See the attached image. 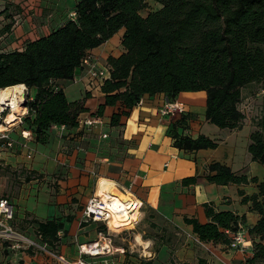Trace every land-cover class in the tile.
<instances>
[{
  "label": "trees",
  "instance_id": "16d2710c",
  "mask_svg": "<svg viewBox=\"0 0 264 264\" xmlns=\"http://www.w3.org/2000/svg\"><path fill=\"white\" fill-rule=\"evenodd\" d=\"M152 1L158 8L144 15L142 11ZM11 26L12 22L4 31ZM120 29L124 30L120 37L123 51L108 56L105 65L110 75L99 84L103 101L91 111L86 100L92 90L83 98L70 100L62 82L73 81L78 68L86 71L87 58L95 56L92 49ZM254 82L264 86V0H77L75 17L48 34L26 40L21 48H0V91L22 85L36 91L33 98L28 97V113L21 125L31 130L34 142L40 144L49 142L54 125L70 129L81 126L84 113L102 117L108 106L115 107L109 124L121 126L125 124L122 119L145 96L164 94L175 100L186 91H204L208 122L220 128L239 129L245 118L239 108L241 89ZM191 117L190 113L183 114L170 128L174 146L185 152L217 147L218 139L185 133ZM255 127L249 134L247 151L253 161L264 167V117ZM19 167L30 181L34 176L49 180L52 174H60L46 176L32 168ZM203 176L219 185L255 184L256 190L250 194L238 189L241 202L249 203V209L258 215L256 222L246 229L252 254L239 264L264 262V176L259 180L220 161L210 162ZM197 179V175H190L182 182L189 185ZM0 182L3 185L1 179ZM3 192L9 197L6 189ZM87 202L81 207L82 212ZM202 206L206 222L195 216L185 217L192 232L201 241L233 249L229 246L232 236L240 230L245 215L216 210L213 202H204ZM72 219L73 215L65 221L26 216L18 228L31 229L36 240L61 254L57 250L59 232H66V222ZM104 230L105 226L100 227V231Z\"/></svg>",
  "mask_w": 264,
  "mask_h": 264
},
{
  "label": "crops",
  "instance_id": "0c3cea01",
  "mask_svg": "<svg viewBox=\"0 0 264 264\" xmlns=\"http://www.w3.org/2000/svg\"><path fill=\"white\" fill-rule=\"evenodd\" d=\"M76 1L0 0V48H21L26 40L48 34L69 19L72 12L75 13ZM11 22L10 30L4 31V27ZM122 51L120 38L118 43L110 38L102 45L92 49L91 52L101 63L105 64L109 55L117 56ZM70 82L81 84L80 90L86 93L93 88L97 91L98 98L94 104H90L91 102L89 103L86 100L91 111H95L98 104L103 101V93L99 89V85L91 87L86 71L82 68L76 70L75 79ZM62 85L68 95L72 85H68L67 81H63ZM35 92V89L30 90L32 98ZM89 95H93V93L91 92ZM203 98V93L195 92L180 94L175 100H169L164 94L147 95L142 98L136 107L137 110L133 112L134 108L131 111L130 118L126 116L122 119L124 125L110 126V116L115 107L108 106L102 117H92L88 112L82 114L83 123L76 128L70 129L61 125L52 126L50 140L47 144H43L42 148H39L36 142L32 141L30 143L34 149L36 161L29 168L39 173L48 174L60 172L61 164H64L66 166L62 167L63 171H67L70 178H80L86 187L90 185L91 181L92 187H94V180L103 175L104 177L100 178L101 181L106 179L111 182L113 180L111 183L114 185L117 183L122 188L133 190L134 184L130 177L131 174H127L129 172L128 168L136 167L139 169L135 170L137 173L141 172L142 169H146L141 179L145 184L144 186L156 189L155 196L151 201H145L134 194L144 202V205L149 206L152 211L150 220L152 224L154 223L163 231L162 233L157 236L147 235L144 237L143 233L132 231L135 241H131L126 236L120 235V233L110 232L108 228L106 231H100L99 226L102 225V221L87 222L84 220V215L83 217L80 216L81 207L86 203L84 201H72L70 205L63 207L59 213L49 211L47 216H41L37 209L29 207L28 201H17L21 197L27 199L35 191L36 184H32V189H28L26 194V179L25 182L23 181V187H16L17 190L15 191H12L13 186L11 185L6 187L8 195L15 205V223L17 227H20L26 216L40 220L58 218L65 221L68 215H73V219L66 222L67 231L59 232L60 240L57 245L59 253L71 262L77 261L81 257L80 245L92 243L99 239L100 233L109 232L112 234L113 240L115 239L114 242L117 241L116 246L125 250L129 249L131 251V248L133 250L137 246H144L145 249H148L145 252L155 255L151 259L153 264H239L243 262L246 257L252 254V243L246 236V229L256 221H247V214L251 210L249 209V203L241 202L238 189L243 188L247 194H250L246 191V188L252 187L256 190L255 184L250 183L243 186L228 184L229 187H226V185L207 181L203 175L206 166L212 161L224 162L232 170L246 173L249 176H257L259 180L264 176V167L263 165L262 167L255 165V161L251 159L247 151L249 134L245 136L242 151L237 153V141L232 140L231 136H234L235 131L238 129L220 128L206 120L205 106L202 103L198 106L197 103L198 100L202 102ZM167 102L180 103L184 109L162 115L161 109ZM186 113L192 114V117L188 121L185 133L191 137L204 134L218 139L219 144L217 147L185 152L174 146L169 130L173 123ZM146 114L150 115L151 118L157 114L158 125L154 129L147 128V133L142 132V139L139 140L137 136L140 135V131L145 129L143 122L144 117L147 116ZM136 119L138 122L137 125H134ZM147 119L148 117L145 121ZM87 120H92V122L87 123ZM162 124H164V129H162ZM245 125H242L241 128ZM105 127H108L109 130L106 131ZM82 130L83 133H81ZM114 132H116V135L113 134ZM228 142L232 149L217 151L220 146L228 144ZM5 157H7V162L14 165L15 168L21 165L26 168V163H22L25 161H21L16 152L5 155ZM186 157L189 161H185ZM191 160L195 165L192 164ZM198 162H200V165H198ZM188 174L197 175L198 179L194 184L183 186L185 184L182 185V180L186 176L181 177ZM35 181L37 180L30 181V184ZM170 183H175V186L168 189L170 191H164V185ZM78 185L75 184V186ZM78 189H80L79 186ZM255 190L253 189L252 192ZM230 191H233V198L229 194ZM165 192H167V195H165ZM178 192L181 194H177ZM127 194L133 198L132 193ZM76 195L77 197L80 196L79 194ZM18 197L19 199H17ZM178 197L185 201H176ZM56 202L57 204L68 203V201ZM204 202H213L216 210H230L239 215H245L244 222L240 224V231L247 241L244 249H229L223 244L204 242L199 240L192 232V227L186 223L185 217L195 216L200 222H206L207 217L202 206ZM176 214H180L179 219L175 218ZM255 215L257 220V213ZM121 227L125 228V226ZM126 227L131 228L130 225H126ZM30 230L24 229L27 235L35 238L34 232L32 230L30 232ZM85 258L94 264H132L135 261L130 262V260H136L131 256L127 259V256L122 253L107 256L85 255ZM0 264L64 263L54 256H50L43 251H36L33 248L12 250L7 246H0Z\"/></svg>",
  "mask_w": 264,
  "mask_h": 264
},
{
  "label": "rangeland",
  "instance_id": "374dc122",
  "mask_svg": "<svg viewBox=\"0 0 264 264\" xmlns=\"http://www.w3.org/2000/svg\"><path fill=\"white\" fill-rule=\"evenodd\" d=\"M158 8L157 3H155L154 1H152V4H150L149 8L145 9L142 11V13L144 15H146L151 9H155ZM70 17H75L74 13L72 12L70 14ZM121 31V32H120ZM123 33V29H120L111 39L112 41L118 43L119 42V38L120 35ZM8 49L11 47H7ZM101 63V62H100ZM103 64V63H101ZM104 65V64H103ZM68 85H72L71 89L69 90V93L67 95V97L70 100H74L77 98H81L84 96H87L88 94L84 91L80 90L81 84L78 83H74V82H70L67 81ZM263 83L262 82H254L251 83L248 86H245L241 89V101L239 103V108L243 111L245 118H244V122H243V126L242 128L238 129L237 131H235V135L231 136L232 140H236V149H237V153H240V151H242L243 149V144L245 142V136L247 134H250L251 131L255 130V123L261 119L262 117H264V90H263ZM22 89L19 92V96L21 95L22 99L20 100L19 105L17 106V110L15 109V111L11 109L10 107H8L7 109H5V112H9V116L7 115L8 113H5V116L7 117V121H5V123H8V126H13L12 128V136L15 137L18 141L22 139L21 137V131L24 130V128L22 127L21 123L19 121H13V122H9L8 118L12 115L15 114L17 116V112H21V111H25V108H27L28 111V107H27V100L28 97L31 96L32 94L30 93V90H28L26 88V86H22ZM186 92H182L181 94H185ZM92 93L93 95H88L87 96V102H91L90 104H94L95 101L98 98V94L97 91L93 88L92 89ZM195 93H203L204 98L202 99V102H199L198 100V106L199 104L202 103L203 106H205V93L204 91H195ZM137 110V108H135L133 110V112H135ZM139 113V111H137ZM147 115V114H146ZM131 114L129 115L130 118ZM146 117H148L147 121H145ZM176 117V116H175ZM133 120V119H132ZM137 119L135 120L134 125H137ZM132 124V121H131ZM158 125V119H157V114L154 115L153 118H151L150 115H147L144 117V122H143V127H145V129H143V131H140V135L137 136V138L139 140L142 139V134L143 133H147L146 129H154L155 127H157ZM5 126V125H4ZM3 127V126H2ZM162 129H164V124H162ZM28 130V129H27ZM105 130L108 131L109 128L105 127ZM137 132V131H136ZM143 132V133H142ZM116 132H114L113 134H115ZM228 133V130H227ZM249 140V139H248ZM34 142V139H33ZM156 144V143H155ZM36 145V144H35ZM43 144L38 143V147L42 148ZM232 149V147H230L229 142L228 144H225L223 146H220V148L217 150L218 152L221 151H226L225 149ZM244 151L246 153V149L244 148ZM3 153L6 154H0V179L2 180V188L6 189V187L8 186H13L12 191L17 190L18 187L22 188L23 184H24V178H26V194L28 189H32L31 185L32 184H36V186L34 187L35 191H33L32 195L28 196L27 199L26 198H22L20 200L17 201H28V205L29 207H31V209L35 208L37 209V211L39 212V214H41V216H47V214L49 213V211H56L57 213L60 212V210H62L63 207L70 205V203H72V201H84L87 202L89 201V199L96 193H97V186H98V182L100 180V178L104 177L103 175L96 178V180H94V187H92V181L90 183V185L88 187H86L84 185V183L80 180V178H70V174L66 171H63L62 167H65L66 165L61 164L62 166L60 167L61 171L59 172L60 174L56 175V173L52 174V178L47 180V179H42V177H33L31 180H36V178H38V181H35L34 183L30 184V180H28V174H24V171L22 170V168L20 167H16L14 165H12L11 163L7 162V157H5V155H8L9 153H7V151H4ZM17 156H20L21 161H25L22 163H26V167H32V165L35 163V156L32 159H28L25 156V151L23 150H17L16 151ZM240 155V154H239ZM241 156V155H240ZM18 161V159H17ZM185 161H189L187 160V157L185 158ZM192 161V160H191ZM19 164V162H17ZM255 165L261 166L262 165L258 162H254ZM60 164V163H59ZM192 164L195 165L192 161ZM28 165V166H27ZM198 165H200V162H198ZM129 172L127 174H131L130 177L132 178V182L134 184V189L131 190L130 188L126 189V188H122L120 185L117 184V187L121 190V192L124 195H128L127 193H132V194H137L140 198H142L145 201H151L152 198L155 196V192L156 189L154 188H149L147 186H144V182L142 181L141 177L143 176V172L146 171V169H142L141 172L137 173V171L135 170H139L136 167L134 168H128ZM249 171V168L247 169ZM195 173V172H193ZM49 175L46 174V176ZM188 175H192V174H188ZM188 175H184L183 177H187ZM86 176V175H85ZM72 177V176H71ZM70 178V179H69ZM182 180V179H181ZM24 181V182H23ZM78 185L80 189L77 190ZM183 185V182H182ZM173 186H175V183H170V184H166L164 185V191H170L168 189H171ZM183 186H187V185H183ZM17 187V188H16ZM226 187H229L228 185H226ZM253 189L255 190V188L252 187H248L246 188V191L248 193H251L253 191ZM77 190V191H76ZM11 191V192H12ZM173 191V190H172ZM232 193L233 191H230L229 194H231V198L232 197ZM14 194V192H13ZM76 194H79L80 198L77 197ZM177 194H181L180 192H178ZM165 195H167V192H165ZM19 199V197L17 198ZM16 201V199H15ZM56 201H60L61 203L64 201H68L67 204H57ZM176 201H185L183 200L181 197H178V199H176ZM52 203V205H50ZM187 203V202H186ZM139 214H137L136 216V220L133 221L130 224L131 228L128 227H118L116 228H112L113 230H109L107 224H105L104 222L102 223V225L99 226V228L104 226L106 227V229L108 228V230L110 232H114V233H120V235H124L126 236V238L128 240L131 241H135L134 239V234L132 231L135 232H140L144 234V237L148 236H157L158 234L162 233L163 231L161 229H159L154 223L152 224V221L150 220V217L152 215V211L149 208L148 205H143L142 208L139 210ZM178 212H180L178 210ZM255 212L250 211L247 214V221L248 222H255L256 221V213ZM80 216L83 217V213L82 211H80ZM176 219L180 218V214H176L175 215ZM121 226H125L121 225ZM26 230H29L28 228H26ZM29 232V231H28ZM30 232H32L30 230ZM34 238V237H33ZM115 240V239H114ZM114 244L117 243V241L113 242ZM143 243V242H142ZM116 245V244H115ZM144 245V244H143ZM247 245V243H246ZM142 247V249H141ZM129 248V247H127ZM141 249V250H140ZM144 246H140V247H136L131 251L125 250L124 253L127 256V259H129V257H133L136 258V260H130V262H133L132 264H139V262L141 264H147L148 261H150L151 259H153L155 257L154 254L149 253V252H145ZM132 258V259H133ZM181 264V263H180ZM259 264H264V262H261Z\"/></svg>",
  "mask_w": 264,
  "mask_h": 264
},
{
  "label": "built area",
  "instance_id": "2783aa9c",
  "mask_svg": "<svg viewBox=\"0 0 264 264\" xmlns=\"http://www.w3.org/2000/svg\"><path fill=\"white\" fill-rule=\"evenodd\" d=\"M85 68L86 75L89 79V85L91 87L101 84L104 79L108 78L110 75L109 68L105 64H101L99 59L93 55L87 58L85 62ZM8 107L9 106L7 105H0V154L2 156V154H6L3 153L4 151H7V153L9 154H13L17 150H24L26 158L32 159L34 157V149L31 147L30 143L34 139V134L31 130L24 129L21 131V140L18 141L15 137L12 136L11 132L13 126H8V123H5V121H7V117L10 115L8 111L5 112V109H7ZM183 109L184 108L180 103L167 102L162 107L161 113L162 115H166L173 113L174 111H182ZM5 113H8V116H5ZM27 113V108H25V111L23 110L20 113L17 112V119H15V122L19 121L22 124L23 118ZM86 122L90 123L92 122V120H87ZM133 197L136 199L133 202L135 206L133 205L131 207L132 202L128 203V209L130 210V213L139 211L144 205V202L135 194H133ZM111 198L114 197L111 196ZM111 198L105 199L102 195H97V193L96 195L94 194L89 199L83 210L84 220L102 221L107 224L109 230H113L110 226V220L113 215L111 209L109 208V203L112 202ZM15 217V205L12 200L4 194L0 182V246H7L12 250L33 248L35 250L44 251L51 255H54V257L58 258L64 264H94L92 261L87 260L85 258V255L107 256L125 252L124 248L116 246L113 243V236L112 234H110V232L100 233L101 235L98 240L89 244L80 245L79 251L81 257L77 261L71 262L68 261L64 255L50 251L45 244L27 235L24 231L16 227ZM246 242L247 241L243 233L239 230L232 236V240L229 246L233 249H244V247L246 246Z\"/></svg>",
  "mask_w": 264,
  "mask_h": 264
},
{
  "label": "bare ground",
  "instance_id": "6f19581e",
  "mask_svg": "<svg viewBox=\"0 0 264 264\" xmlns=\"http://www.w3.org/2000/svg\"><path fill=\"white\" fill-rule=\"evenodd\" d=\"M22 86L7 88V89L0 91V105H3V106L7 105L15 111V109L20 103V100L22 99L21 95L19 96V92L23 90ZM15 119H17V116L15 114H12L8 118V121L13 122L15 121ZM111 182L106 179L102 180L98 185L97 195H102L105 199L111 198V196L114 197V198H111L112 202L109 203L110 205L109 208L111 209L112 214H113L110 220L111 229L112 228L117 229L118 227H121V225H124V224L126 227V225H130L133 221H135L137 219L136 217L138 216L137 214L140 213L139 211L130 213V210L128 209L129 208L128 203L132 202L131 203V207H132L134 205L133 202L136 199L134 197L133 198L130 197L129 195L128 196L124 195L117 188V185L115 184L116 185L115 186ZM109 194L110 195L112 194V195L110 196ZM107 201H110V200H107Z\"/></svg>",
  "mask_w": 264,
  "mask_h": 264
}]
</instances>
